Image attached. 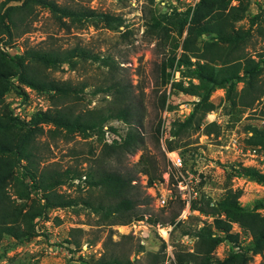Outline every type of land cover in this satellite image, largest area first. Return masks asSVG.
<instances>
[{
	"label": "trees",
	"instance_id": "1",
	"mask_svg": "<svg viewBox=\"0 0 264 264\" xmlns=\"http://www.w3.org/2000/svg\"><path fill=\"white\" fill-rule=\"evenodd\" d=\"M153 1L148 0V3ZM155 3L158 4L156 0ZM35 5L46 8L52 19L61 25L66 22L78 26L102 22L116 27L122 20L120 15L98 11L78 1L70 4H60L56 0H20L18 3L0 1V238L8 234L16 241L28 239L37 233L36 221L50 217L49 210L74 205L78 201L96 215L99 224L112 226L141 218L142 214L135 209L138 202L133 192L135 184L132 182L134 175L131 171L108 169L98 162L86 169L76 165L63 168L38 166L42 156L34 149V138L43 131L50 135L58 130L65 133L78 131L82 137L95 132L102 141L95 157L97 160L115 152L133 150L142 144V134L138 130V121L132 117L130 103L112 105L106 109L86 107L74 111L71 103L77 99L83 84L75 86L69 80L54 79L39 70L55 68L62 63L72 65L76 57L100 59L103 64H109L107 57H99L77 44L62 48L27 46L13 52L6 49L11 46L12 39L23 31V28L17 29L25 26V19L32 14ZM245 6L246 3L240 2L230 5L229 0H197L192 8L176 9V6L171 5L170 10L163 9L158 13L148 7L146 29L161 38H168L170 43L168 52L158 65L160 84L164 85L158 95V106L162 108L164 104L166 83L175 90L197 97L191 101V108L182 119L173 120L169 124L167 132L171 137L165 138L166 149L188 144L189 141L184 138L195 131H213L216 134L219 125L213 120H202L205 113L214 107L209 98L214 88L224 89L223 100L228 106L225 112L232 113L234 120L238 119L243 108L260 101V96L264 98L263 85L258 81L262 53H258L256 59L247 54L243 50V40L248 34V28L241 29L233 25L234 20L242 17ZM262 8L264 12V3ZM16 11L21 13L15 15ZM256 17L257 13L249 23H253ZM175 70H178L179 78L169 81ZM182 77H187L186 84ZM238 81L241 82L239 89L236 88ZM22 85L48 93L51 103L47 109L33 112L28 121L13 115L3 100L5 92L15 86V92L26 95ZM109 86L123 92L121 84L112 83ZM261 114L264 116V99ZM113 118L126 122L127 127L123 133H118V139L107 142L102 137V126ZM159 122L160 119L156 121L155 132L159 130ZM108 126L115 130L111 124ZM243 128L248 132L243 137L244 142L264 149V126L246 123ZM186 148L188 145L183 150ZM180 155L183 159V155ZM137 163L141 164L138 170L146 174L149 183L160 178L161 170L158 166L149 163L144 165L143 153ZM231 166L233 169L229 178L241 175L264 185V175L253 166ZM228 171L226 169V173ZM10 183L11 193L7 190ZM64 184L81 190L87 185L88 193L85 197L70 195L59 190ZM239 195L240 189L226 185L223 193L212 204H209L210 197H204V193L198 195L199 199L191 201L190 208L208 212L212 216L211 221L198 225L194 230L196 238L192 249L177 248L171 264H246L253 254L262 252L264 213L257 210L260 203H255L251 208L244 207L238 202ZM174 216H170V222H173ZM51 218L60 221L57 215H51ZM232 222L248 232L250 238L240 245V250L230 248L227 254L219 258L213 251L220 241L228 240L230 246L238 242L237 233L231 230ZM69 230L64 242L75 245L68 248L70 252L78 251L81 243L78 233L73 232L80 230V227H70ZM182 232L187 233L185 230ZM111 234L109 231L104 237L102 251L97 256L78 254L76 263L65 261L62 264H134V259H130L128 253L114 250L120 243L119 238L125 234H121L115 241H112ZM162 246L164 241L161 242ZM141 248L142 245H138L135 253ZM151 259V264H159L163 261V253L152 251Z\"/></svg>",
	"mask_w": 264,
	"mask_h": 264
},
{
	"label": "rangeland",
	"instance_id": "2",
	"mask_svg": "<svg viewBox=\"0 0 264 264\" xmlns=\"http://www.w3.org/2000/svg\"><path fill=\"white\" fill-rule=\"evenodd\" d=\"M19 1L7 0L8 3ZM56 1L60 4H70L74 1L85 3L95 10L120 15L122 20L116 27L107 26L102 22L97 25L78 26L69 22L61 25L52 19L46 8L35 5L32 14L25 19L27 21L25 26L17 29L23 28V31L12 39L11 46L6 49L13 52L21 51L27 46L62 48L77 44L98 54L99 57H107L110 60L109 64H103L100 59L76 57L72 65L62 63L55 68H39V70L54 79L69 80L75 86L83 84L77 99L71 103L74 111L86 107L106 109L112 105L130 103L132 117L138 121V130L142 134V144L131 151L115 152L97 160L95 157L102 141L95 132L82 137L78 131L65 133L58 130L53 135L43 131L34 138V149L42 156L38 166L63 168L66 165H76L78 168L86 169L95 166L98 162L108 169L129 170L134 175L133 192L138 202L135 209L142 216L132 225L130 223L136 219L123 225L110 226L99 224L96 215L89 212L79 201L74 205L49 210L50 217L46 220L38 219L35 224L37 233L28 239L16 241L8 234L1 236L0 264H62L65 261L76 263L78 254L85 257L97 256L102 251V241L109 231L112 232V241L125 234L119 238L120 243L114 247V250L128 253L130 259H134V264H151L152 251L163 253V261L159 264H171L173 253L177 248L192 249L196 238L194 230L198 225L210 222L212 216L197 209L185 212V207L180 205L177 197V171L166 153L170 149L165 148V138L171 136L167 135V131L160 133L159 130L158 132L154 130L156 121L162 118L163 113H165V128L168 127V121L170 124L173 120L182 119L191 108V101L195 97L181 90H175L166 83L164 104L162 108L158 106V95L164 87L160 84L158 65L168 52L170 43L168 38H161L146 29V20L148 7H152L158 13L165 9V6L155 3V0L151 4L148 0ZM238 2L246 3V6L242 17L234 20L233 25L241 29L248 28V34L243 40V50L247 54L256 59L258 53H262L258 81H261L264 88V12H262L264 0H229L230 5ZM176 3L179 4V1ZM20 13L16 11L15 15ZM256 13L257 17L250 24L251 17ZM178 78L179 72L175 70L169 81ZM182 80L184 84L187 83V77H182ZM112 83L123 85V92L120 93L114 86H109ZM240 86L241 82L238 81L236 88L239 89ZM15 91H17L16 86L3 95V100L7 101L8 105L10 100L20 101V93ZM39 92L50 107L48 93ZM223 92L224 89L220 87L211 91L209 98L213 101L214 107L206 112L202 119L203 122L213 120L219 125L216 134L213 131L192 132L184 138L189 141L188 144H179L173 149L183 155L184 168L194 173H197L198 169L201 170L198 182L199 194L204 193L215 201L228 185L233 189H240L238 202L242 206L251 208L259 202L260 206L257 210L264 213V185L246 177L229 178L233 169L231 165L239 167L238 160L231 150H225L220 146V143L230 136L239 137L244 142L243 137L245 133L248 134L243 128L246 123H252L257 127L264 126V116L261 114L264 98L260 96V101H255L251 107L243 108L238 119L234 120L232 113L225 112L228 106L223 100ZM19 111L24 116L23 110ZM33 112L29 113L27 120L25 117L28 114H25L24 121H28ZM104 124L106 126L111 124L119 133H123L127 127L126 122L114 118ZM187 145L188 149L183 150ZM141 153L144 155V165L154 164L161 170L160 178L154 179L155 187H150L146 174L138 170L141 164L137 163V159ZM226 169L230 172L226 173ZM10 184L7 186L9 193L12 192V184ZM88 188L84 185L81 190L64 184L59 190L66 191L70 195L85 197ZM162 188L170 191L171 196L165 204L160 205L156 193ZM173 214H175L173 222H170L169 218ZM51 215H57L60 221L56 222ZM177 220L178 223H175ZM70 227H80V230L73 233H78L81 252L80 249L70 252L68 248L75 245L64 242V239L68 238ZM183 230L187 231L188 238L183 237ZM247 240L248 236L245 235L243 243ZM162 241L164 246L161 247ZM230 243L228 240L220 241L214 248V255L220 258L227 254L231 248ZM138 245H142V248L135 253ZM246 264H264V249L261 253L253 254Z\"/></svg>",
	"mask_w": 264,
	"mask_h": 264
},
{
	"label": "built area",
	"instance_id": "3",
	"mask_svg": "<svg viewBox=\"0 0 264 264\" xmlns=\"http://www.w3.org/2000/svg\"><path fill=\"white\" fill-rule=\"evenodd\" d=\"M156 1L158 2L159 5L160 4L164 5L165 9L170 10L171 5L176 6V9H183L185 7L192 8V6L197 0H156ZM177 1H179V4L176 3ZM22 89L26 95L20 93L19 102H17L16 100L15 101L10 100L9 102L8 107L12 102L9 108L11 109V113L13 115H16L20 120H24L23 117H25V114H28V116L25 117L27 120V118L29 117V113L33 112L34 110L38 111V110H45L48 108L49 104L47 103V100L38 90H36L35 88L29 85H22ZM193 99H197V97L195 96L193 97ZM21 109L23 110L24 116L19 111ZM163 114L165 115V113ZM164 115L162 116L159 122L160 133H165V131H167L169 127V121H168V127L165 128L166 122L164 120ZM102 130H103L102 133L103 140L107 142H110L112 139L119 138V134H118L119 131L112 130L105 124L102 126ZM220 146L225 150L229 149L233 152L235 159L238 160L237 164L242 166H247V165L253 166L258 172L264 175V149L262 147L247 143L244 144V142H242V140L236 136H230L223 143H220ZM166 153L172 166L177 171L178 200L185 207L186 209L185 212H190L191 201L199 195L198 182L200 180L199 174L201 173V170L198 169L197 173L196 172L194 173L192 170H189L188 168H184V161L182 159V156L178 151L174 149H170L166 151ZM232 177L245 178L244 176L241 175L239 176L232 175ZM155 186H156V181L152 180V182L150 183V187H155ZM204 195L207 196L206 194ZM170 196H171L170 191L168 190L166 191V189L163 188L161 190H158V192L156 193V198L160 205L165 204L167 199L170 198ZM213 202L214 199L211 198L209 204H212ZM137 221H139V219L132 221L130 225L136 223ZM231 230L233 232H236L238 235V242L233 243L231 245V248L233 250H240V245L244 244L243 239L245 235L248 236V240L250 238V235L248 232H245L242 228H240L235 222L231 223ZM188 236H189L188 233H183V237L188 238Z\"/></svg>",
	"mask_w": 264,
	"mask_h": 264
}]
</instances>
